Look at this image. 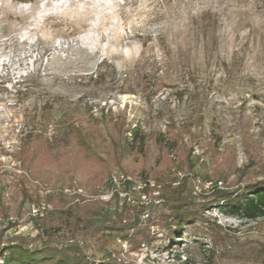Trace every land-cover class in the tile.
Segmentation results:
<instances>
[{"label":"rangeland","instance_id":"rangeland-1","mask_svg":"<svg viewBox=\"0 0 264 264\" xmlns=\"http://www.w3.org/2000/svg\"><path fill=\"white\" fill-rule=\"evenodd\" d=\"M46 101L52 107L47 127L40 120ZM101 113L120 116L146 133L181 131L194 156L218 133L216 157H229L234 169H241L227 178V188L236 187L239 176L244 181L264 175V0H0V172L28 177L14 157L27 133L59 135L66 122ZM188 125L194 141L182 129ZM143 163L129 154L119 164L127 173L115 169L110 175L130 176V207L141 204L139 196L147 204L157 197L139 194ZM36 166L33 185L45 195L57 192L51 183L59 173L44 163ZM60 177L73 184L91 179L70 172ZM76 188L63 193L79 195L75 201L81 203L107 201L110 194ZM32 207L39 208L38 217ZM10 208L11 214L0 218L1 245L35 239L38 221L53 205L41 197L19 211ZM203 216L241 240L264 237V219L240 220L216 207ZM154 233L151 247L135 250L116 240L118 261L206 264L205 253L193 247L210 246L200 229L185 230L169 247L168 237Z\"/></svg>","mask_w":264,"mask_h":264},{"label":"trees","instance_id":"trees-1","mask_svg":"<svg viewBox=\"0 0 264 264\" xmlns=\"http://www.w3.org/2000/svg\"><path fill=\"white\" fill-rule=\"evenodd\" d=\"M51 111L49 101L44 102L40 120L45 127L50 125ZM190 126L182 129H187L194 141V134L188 132ZM180 134L181 131L168 127L164 132L146 133L120 116L101 113L91 120L66 122L59 135L48 137L42 130L24 135L14 157L28 177L0 172V218L11 214V206L15 205V211H19L41 197L53 205V210L38 221L35 239L21 238L0 244V261L3 264H121L116 256L121 251L116 249V240L126 242L129 250L142 245L151 247L157 241L154 230H158L171 240L169 247L177 244V236L185 230L200 229L210 237V246L194 243L193 247L205 253L206 264H264V237L241 240L234 231L216 226L203 216L204 210L216 207L240 220L264 219V175L244 181L239 176L236 187L227 188V178L239 175L241 169H234L229 157L220 160L216 157L221 136L211 133L206 151L194 156ZM132 153L144 162L138 172L143 185L139 194L151 197L157 193L150 203L130 207L126 201L120 202L117 193L107 201L95 199L81 203L75 201L79 195L69 197L63 193L65 187L73 185L95 194L100 188L110 191L112 171L119 169L127 173L119 164ZM41 163L59 173L58 179L51 183L52 188H58L57 192L45 195L39 186L33 185L32 181L37 180L36 165ZM69 172L91 179L78 184L70 182L71 178L61 179L60 175L66 177ZM6 177L10 178L8 182L4 180ZM207 183L212 187L205 189ZM217 183L221 188L217 189ZM162 246L168 248L165 243Z\"/></svg>","mask_w":264,"mask_h":264},{"label":"built area","instance_id":"built-area-1","mask_svg":"<svg viewBox=\"0 0 264 264\" xmlns=\"http://www.w3.org/2000/svg\"><path fill=\"white\" fill-rule=\"evenodd\" d=\"M208 184L209 183H207V186H208ZM111 186L112 187H116V193L118 195V198L121 201H126L127 203L131 202L130 201V197H129V192L130 191H128V188L124 187V179H122V180H114V185H111ZM140 188H142V186ZM139 200H140L141 204H147V202H143L142 201V196H139ZM42 210H45V209H42ZM38 216L39 215H34V217H38ZM0 264H3V262L0 261Z\"/></svg>","mask_w":264,"mask_h":264},{"label":"bare ground","instance_id":"bare-ground-1","mask_svg":"<svg viewBox=\"0 0 264 264\" xmlns=\"http://www.w3.org/2000/svg\"><path fill=\"white\" fill-rule=\"evenodd\" d=\"M130 176H128V177H125L124 175H121V176H117V177H112L111 178V185H114V180H122V179H124V187L126 188L127 187V185L130 183V182H132L131 181V179L129 178ZM133 183V182H132ZM130 185V184H129ZM110 189V188H109ZM140 189V188H139ZM110 194L109 195H105V197H104V199L105 200H109L114 194L113 193H116V187H112V189L110 190V192H109ZM147 198V197H146ZM41 209H44V206H42L41 207ZM31 211H32V213H34V214H39L40 213V211H39V208H37V207H32L31 208Z\"/></svg>","mask_w":264,"mask_h":264}]
</instances>
